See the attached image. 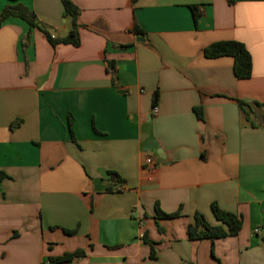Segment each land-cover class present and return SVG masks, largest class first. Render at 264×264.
<instances>
[{"label": "crops", "instance_id": "crops-1", "mask_svg": "<svg viewBox=\"0 0 264 264\" xmlns=\"http://www.w3.org/2000/svg\"><path fill=\"white\" fill-rule=\"evenodd\" d=\"M18 1L69 31L61 0ZM71 1L78 46L0 25V264H264V0ZM223 40L245 45L249 78L204 56ZM212 203L241 229L189 239L194 213L218 223Z\"/></svg>", "mask_w": 264, "mask_h": 264}, {"label": "trees", "instance_id": "trees-1", "mask_svg": "<svg viewBox=\"0 0 264 264\" xmlns=\"http://www.w3.org/2000/svg\"><path fill=\"white\" fill-rule=\"evenodd\" d=\"M64 12L70 17V29L67 34L63 37H52V35L45 29V25L41 23L36 14L29 9L27 6L19 2L18 0H8L0 11V25L1 23L9 17H18L24 20L28 25L32 27H37L43 31L47 40L51 45H56L58 43L70 44L73 46H78L80 44V37L78 33L79 24L77 23V16L79 14V8L71 0H61ZM192 16L194 20L199 16V11L196 6H191ZM135 33H141L138 26L133 27ZM126 47L121 45L120 48ZM203 54L206 58H216L221 56H230L233 59V74L239 79H246L251 76L252 73V58L242 42L236 40H223L216 41L207 45L203 49ZM108 64V69L113 70V64L110 62ZM158 100V91H154L152 104L156 105ZM239 108L245 112V108L250 105L242 100H238ZM196 117L200 120L203 119L202 108L196 106L193 108ZM69 130L71 133V121H68ZM6 177L3 172H0V178ZM119 178L117 177V181ZM156 218H174L179 216V211L173 213H165L161 211L157 205L155 207ZM212 213L217 220V224L210 225L206 222L203 215L196 212L193 215L192 223L187 226V236L192 240L208 239L212 243L217 239H222L227 236L236 235L242 226V219L235 213L225 211L218 207L216 203L211 204ZM160 228L158 227V230ZM71 232V231H68ZM147 242V240H146ZM150 245V258L156 259L155 250L152 242H147ZM84 255L82 249H77L71 253H65L62 256L50 257V260L54 263L70 261L72 258H78Z\"/></svg>", "mask_w": 264, "mask_h": 264}, {"label": "built area", "instance_id": "built-area-1", "mask_svg": "<svg viewBox=\"0 0 264 264\" xmlns=\"http://www.w3.org/2000/svg\"><path fill=\"white\" fill-rule=\"evenodd\" d=\"M52 37H54V36L52 35ZM156 111H157V107H156V106H153V107H152V113L155 114ZM145 161H146V163H148V164L153 163V159H152L150 156L146 157ZM255 231L257 232L258 229H255Z\"/></svg>", "mask_w": 264, "mask_h": 264}, {"label": "water", "instance_id": "water-1", "mask_svg": "<svg viewBox=\"0 0 264 264\" xmlns=\"http://www.w3.org/2000/svg\"><path fill=\"white\" fill-rule=\"evenodd\" d=\"M142 39V38H141ZM148 145L150 146V147H152V148H154V149H157L158 150V148H157V145H156V143L155 142H149L148 143ZM158 152H160V151H158Z\"/></svg>", "mask_w": 264, "mask_h": 264}]
</instances>
